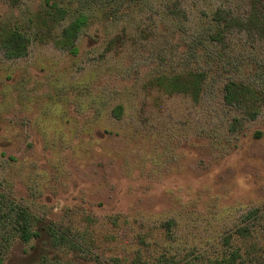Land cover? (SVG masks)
Listing matches in <instances>:
<instances>
[{
    "label": "rangeland",
    "instance_id": "obj_1",
    "mask_svg": "<svg viewBox=\"0 0 264 264\" xmlns=\"http://www.w3.org/2000/svg\"><path fill=\"white\" fill-rule=\"evenodd\" d=\"M14 34L0 264H34L19 213L84 263L264 264V0H0Z\"/></svg>",
    "mask_w": 264,
    "mask_h": 264
},
{
    "label": "trees",
    "instance_id": "obj_2",
    "mask_svg": "<svg viewBox=\"0 0 264 264\" xmlns=\"http://www.w3.org/2000/svg\"><path fill=\"white\" fill-rule=\"evenodd\" d=\"M71 30L69 25L64 26L62 28V35L67 38ZM0 50L5 58L10 59L22 56L24 54L22 37L19 34L11 35L0 45ZM188 75L195 76L198 73L189 72ZM228 82L224 84V91L226 90ZM223 97L227 104L240 107L239 100L232 97L229 98L225 92ZM19 216L23 220L20 227L22 238L26 241L34 242L31 252L27 257L28 262L34 264H103L92 257H89V259H92L89 263H84V257H81L77 253L79 249H75V251L73 247H69L66 243H63L51 224L41 219L32 220L30 218L31 215L28 213H19ZM80 253L84 256V253Z\"/></svg>",
    "mask_w": 264,
    "mask_h": 264
}]
</instances>
